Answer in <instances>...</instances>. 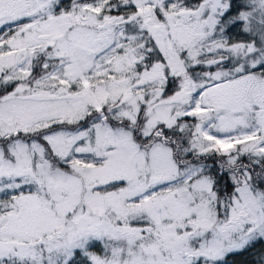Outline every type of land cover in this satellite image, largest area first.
Listing matches in <instances>:
<instances>
[{
	"label": "snow or ice",
	"instance_id": "snow-or-ice-1",
	"mask_svg": "<svg viewBox=\"0 0 264 264\" xmlns=\"http://www.w3.org/2000/svg\"><path fill=\"white\" fill-rule=\"evenodd\" d=\"M0 264H264V0H0Z\"/></svg>",
	"mask_w": 264,
	"mask_h": 264
}]
</instances>
